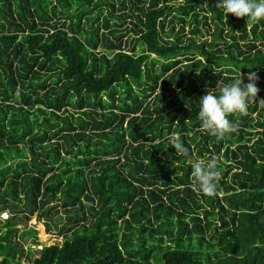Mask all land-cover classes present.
<instances>
[{
	"label": "trees",
	"instance_id": "obj_1",
	"mask_svg": "<svg viewBox=\"0 0 264 264\" xmlns=\"http://www.w3.org/2000/svg\"><path fill=\"white\" fill-rule=\"evenodd\" d=\"M181 2L0 0V264H264V20ZM250 70L208 135L199 98Z\"/></svg>",
	"mask_w": 264,
	"mask_h": 264
},
{
	"label": "clouds",
	"instance_id": "obj_2",
	"mask_svg": "<svg viewBox=\"0 0 264 264\" xmlns=\"http://www.w3.org/2000/svg\"><path fill=\"white\" fill-rule=\"evenodd\" d=\"M217 6L222 9L228 18L232 14L236 18L247 17L249 20H264V0H219ZM244 77L229 84L216 85L215 91L207 90L206 95L199 98V111L197 118L201 128L211 136L223 138L226 134L234 132L236 126L228 119L234 113H246L248 104L257 100L260 89L257 87L259 76L255 71L247 74L248 83ZM171 148L176 153L187 154V149L181 140L173 133L168 137ZM193 176L196 179L198 191L213 194L216 190L218 172L211 166L202 165L198 161L192 162Z\"/></svg>",
	"mask_w": 264,
	"mask_h": 264
},
{
	"label": "rangeland",
	"instance_id": "obj_3",
	"mask_svg": "<svg viewBox=\"0 0 264 264\" xmlns=\"http://www.w3.org/2000/svg\"><path fill=\"white\" fill-rule=\"evenodd\" d=\"M175 2L182 3L181 0H175ZM187 29H190L189 25L187 26ZM31 226H35L36 228L39 229V237L41 240V245L39 246V248H42L45 245H50L53 243L62 244V242L64 241L63 237L58 236L57 233L48 232L46 230V226L43 223V221H39L36 216H34L32 221L30 222V227ZM27 244H30V243L28 242ZM36 254H39V252H37ZM161 262L158 260L157 253H156L154 263L161 264Z\"/></svg>",
	"mask_w": 264,
	"mask_h": 264
},
{
	"label": "built area",
	"instance_id": "obj_4",
	"mask_svg": "<svg viewBox=\"0 0 264 264\" xmlns=\"http://www.w3.org/2000/svg\"><path fill=\"white\" fill-rule=\"evenodd\" d=\"M3 219H6L10 216V214L8 212H3L1 215H0Z\"/></svg>",
	"mask_w": 264,
	"mask_h": 264
},
{
	"label": "water",
	"instance_id": "obj_5",
	"mask_svg": "<svg viewBox=\"0 0 264 264\" xmlns=\"http://www.w3.org/2000/svg\"><path fill=\"white\" fill-rule=\"evenodd\" d=\"M3 264H6V260L3 261Z\"/></svg>",
	"mask_w": 264,
	"mask_h": 264
}]
</instances>
